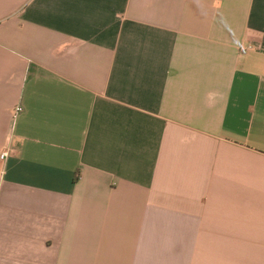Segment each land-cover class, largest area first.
I'll list each match as a JSON object with an SVG mask.
<instances>
[{"label":"crops","instance_id":"obj_1","mask_svg":"<svg viewBox=\"0 0 264 264\" xmlns=\"http://www.w3.org/2000/svg\"><path fill=\"white\" fill-rule=\"evenodd\" d=\"M3 151L0 264H264V0H0Z\"/></svg>","mask_w":264,"mask_h":264},{"label":"built area","instance_id":"obj_2","mask_svg":"<svg viewBox=\"0 0 264 264\" xmlns=\"http://www.w3.org/2000/svg\"><path fill=\"white\" fill-rule=\"evenodd\" d=\"M22 111L21 107H16L13 112V117H16ZM8 157V152L3 151L0 153V162L4 161Z\"/></svg>","mask_w":264,"mask_h":264},{"label":"trees","instance_id":"obj_3","mask_svg":"<svg viewBox=\"0 0 264 264\" xmlns=\"http://www.w3.org/2000/svg\"><path fill=\"white\" fill-rule=\"evenodd\" d=\"M77 179V178H76Z\"/></svg>","mask_w":264,"mask_h":264}]
</instances>
